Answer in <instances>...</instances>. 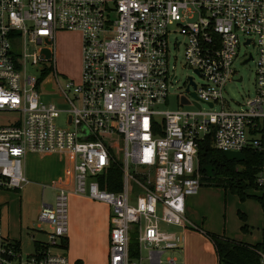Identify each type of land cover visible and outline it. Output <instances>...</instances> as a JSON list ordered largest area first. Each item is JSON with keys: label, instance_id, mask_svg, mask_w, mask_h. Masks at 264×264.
Here are the masks:
<instances>
[{"label": "built area", "instance_id": "built-area-1", "mask_svg": "<svg viewBox=\"0 0 264 264\" xmlns=\"http://www.w3.org/2000/svg\"><path fill=\"white\" fill-rule=\"evenodd\" d=\"M59 31L80 35L76 82L59 81ZM170 44L174 57L183 47L184 65L201 80L188 75L176 94L170 91L177 78ZM251 45L256 60L243 53L241 64L250 56L256 63L255 95L238 110L228 109L224 86L242 80L234 63L241 46ZM49 78L51 90L44 88ZM39 89L56 91L68 108L45 100ZM170 95L175 108H160ZM2 112L17 117L8 124L0 119L1 190L28 183L22 161L29 152L63 156L68 173L52 182L53 201L38 212V221L49 226L45 248L23 255L0 232V264H68L66 255L51 250L67 235L72 193L109 207L108 264H142V249L149 264H161L162 254L182 243L176 231L160 224H192L185 199L202 185L203 139L223 152H257L252 190L264 198V0H0ZM60 115L67 128L56 125ZM117 141L122 162L115 157ZM113 164L122 173L119 191L102 186ZM261 244L264 264V231Z\"/></svg>", "mask_w": 264, "mask_h": 264}, {"label": "rangeland", "instance_id": "rangeland-1", "mask_svg": "<svg viewBox=\"0 0 264 264\" xmlns=\"http://www.w3.org/2000/svg\"><path fill=\"white\" fill-rule=\"evenodd\" d=\"M56 57L55 65L57 72L59 73L60 83H64L65 80H73L76 82L80 75L81 66V46H80V35L77 31H59L56 33ZM181 37H179L180 39ZM170 61L174 65V71L177 78L173 81L172 87L170 88L171 93L176 94L184 88L185 79L188 75L194 76L196 82L200 83L201 80L194 75L193 70L184 65L183 59V47H178L176 56L174 57V45L170 44ZM251 52L254 56L256 55V48L251 46H241L239 52V58L235 61L234 67L237 72V76H242L241 81H228L224 86V97L228 102L225 105L228 109H239L248 100L255 95V69L256 63L249 60L245 64H241L243 53L248 54ZM256 60V56H255ZM32 74H37L34 69H28ZM39 91L42 93V97L45 100L52 101L56 103L60 108H68V104L63 102V97L60 96L56 91L45 92L41 89ZM175 96L170 95L168 98L167 106H161L160 108H175ZM190 107V106H186ZM206 109V106H204ZM218 108V107H216ZM17 114L14 112H2L0 114V119L2 123L8 124L13 122ZM56 125L61 128H67L68 125L65 121L64 115H60L56 119ZM121 141H117L113 144L117 149L114 150L115 157L117 161H123V154L119 151ZM228 155L239 156L237 151L228 152ZM63 160L59 154H40V153H27L22 161L23 170L27 168H32L34 171L39 173L47 174L49 170L59 164ZM130 172L134 175L133 166H130ZM140 168H137L139 171ZM211 168L206 166V172L210 173ZM40 184V182H38ZM51 184V182H50ZM43 185V184H42ZM42 185H38L35 182H29L25 184L21 189H0V215H1V228H5L7 225L11 226L12 222L7 221V198L9 196L8 202L10 203V210L20 215L21 226L19 228L21 235L23 236V241L25 245L28 243L31 229L36 227L38 220L36 219V213L43 198L52 200L54 191L48 186L49 183L44 182L43 196L41 197ZM132 190L134 185L131 183ZM205 191L204 196L205 205L207 207L208 213V225L211 227L218 225H227L228 229H236L241 223H246V221H252L257 219L259 209L257 207L261 206V203L254 196H249L240 200L236 193H231L229 191H224L222 188L211 187L207 185H201ZM247 191L252 192V188H248ZM225 192V194H224ZM252 194V193H251ZM253 195V194H252ZM255 195V194H254ZM264 201V198H263ZM261 208V207H260ZM238 212H242L244 218L242 219ZM227 223V224H226ZM16 224V220H15ZM13 226V225H12ZM161 228L164 230H174L176 231L181 239L182 248L181 249H171L166 250L161 258V264H170L167 262L168 259H173L171 264H216L215 253L212 246L207 239V237L199 230L194 228V225H187V233L182 238V227L174 226L171 224L161 223ZM16 228V225L14 226ZM27 233V234H26ZM27 236V237H26ZM131 237H135V234H131ZM60 247V246H59ZM29 249V248H27ZM57 251V250H56ZM25 255L24 250L22 251ZM141 257H143L142 264H149L147 259V251L142 249Z\"/></svg>", "mask_w": 264, "mask_h": 264}, {"label": "crops", "instance_id": "crops-1", "mask_svg": "<svg viewBox=\"0 0 264 264\" xmlns=\"http://www.w3.org/2000/svg\"><path fill=\"white\" fill-rule=\"evenodd\" d=\"M34 153V152H31ZM63 158L59 164L53 166L47 174L34 171L32 168L24 170V174L28 179V183L35 182L38 185H44V182L51 184L53 181L65 176L68 173V162L66 158ZM40 182V184L38 183ZM51 182V184H50ZM27 183V184H28ZM42 185L41 197L43 196ZM202 185H205L202 183ZM52 189V188H51ZM53 190V189H52ZM54 191V190H53ZM248 194L258 196L253 191H247ZM252 193V194H251ZM225 194V192H224ZM255 194V195H254ZM206 191L200 187L198 192L194 195H190L185 199V215L186 218L194 225L201 227L203 230L215 233L218 235H224L236 241H240L248 244L261 243L263 239L264 231V212L262 205L257 207L259 213L256 220L246 221L241 223L236 229H228V224L218 225L211 227L208 225V213L205 205L204 196ZM226 195V194H225ZM52 200L44 199L42 203H51ZM7 198V221H11V226L1 228L0 220V232L10 238L11 240L18 242L21 251L24 250L25 255L32 254L36 248V242H44L46 239L45 230L49 228L47 223H40L38 221L36 227L32 228L30 233H26L29 238L27 245L23 241V236L20 233L17 226H21V219L18 212L16 214L13 210H10V203ZM40 204V207L42 205ZM36 213V219L38 220V212ZM261 207V208H260ZM242 213V212H241ZM1 218V215H0ZM16 220V224H15ZM16 225V228L14 227ZM245 225V229L242 230V226ZM108 227H109V207L98 201L91 200L85 195L70 194L68 204V232L64 240L65 245H61L60 248H54L51 251L56 254H64L68 259V264H108ZM187 227H182V238L187 233ZM174 231V230H173ZM206 236V235H205ZM27 237V236H26ZM208 239V238H207ZM209 240V239H208ZM212 249L213 245L209 240ZM29 248V249H27ZM57 250V251H56ZM215 253V251H214ZM216 264H217V256Z\"/></svg>", "mask_w": 264, "mask_h": 264}, {"label": "trees", "instance_id": "trees-1", "mask_svg": "<svg viewBox=\"0 0 264 264\" xmlns=\"http://www.w3.org/2000/svg\"><path fill=\"white\" fill-rule=\"evenodd\" d=\"M239 156L228 155L211 146L209 138L201 141L198 149L200 163L201 181L211 187L222 188L224 191L236 193L240 200L253 196L247 193L248 188L254 187V174L260 161V156L250 147L238 152ZM206 166L212 171L206 172ZM122 173L119 164H113L106 174L105 186L108 190L119 191L121 189ZM261 203L264 212V201L262 197L254 196ZM243 219L244 215L238 212ZM211 241L217 256V264H259V251L261 243L248 244L233 240L224 235H218L203 230L196 226ZM245 229V225L241 227ZM66 240H62L64 246ZM16 244L19 246L18 242ZM45 246L42 242H36L34 253H41ZM130 253L137 255V242L134 237L130 238Z\"/></svg>", "mask_w": 264, "mask_h": 264}, {"label": "water", "instance_id": "water-1", "mask_svg": "<svg viewBox=\"0 0 264 264\" xmlns=\"http://www.w3.org/2000/svg\"><path fill=\"white\" fill-rule=\"evenodd\" d=\"M250 58H251V56H250L249 58L245 59V60L242 62V64H245L247 61H249ZM44 88H46V89H48V90H51V89H52L50 78H49V79L47 80V82L44 84ZM183 102L186 103V100L183 99Z\"/></svg>", "mask_w": 264, "mask_h": 264}]
</instances>
